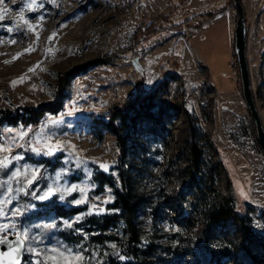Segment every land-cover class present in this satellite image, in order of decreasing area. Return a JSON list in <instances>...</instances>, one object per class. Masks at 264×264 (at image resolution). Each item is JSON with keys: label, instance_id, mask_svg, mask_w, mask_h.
<instances>
[{"label": "rangeland", "instance_id": "374dc122", "mask_svg": "<svg viewBox=\"0 0 264 264\" xmlns=\"http://www.w3.org/2000/svg\"><path fill=\"white\" fill-rule=\"evenodd\" d=\"M252 3L247 53L264 123V0ZM200 4L194 0L190 9ZM5 7L1 110L51 102L60 74L102 60L67 82L57 114L45 113L37 125L4 122L0 128V148L10 149L0 151V160L8 157V166L0 167V226L10 225L0 238L23 237V264H106L125 258L128 244L145 264H264L263 255L256 262L244 250L238 218L221 220L224 233L216 238L204 232L209 209L223 204L246 214L264 236V146L242 94L239 66L231 62L234 44L229 56L219 38L222 26L208 23L203 39H189L171 12L138 48L117 53L152 16L169 13L170 0H3ZM192 25L199 28L197 19ZM130 102H143L148 115L136 121L141 126L131 130L120 164L117 136L105 123L116 105ZM191 141L200 151L198 165ZM48 188L54 194L45 204L37 197ZM122 189L130 192L134 213L108 206ZM58 204L81 209L35 215ZM94 206L105 210L96 213ZM16 210L21 214L13 215ZM67 250L83 260H66Z\"/></svg>", "mask_w": 264, "mask_h": 264}, {"label": "trees", "instance_id": "16d2710c", "mask_svg": "<svg viewBox=\"0 0 264 264\" xmlns=\"http://www.w3.org/2000/svg\"><path fill=\"white\" fill-rule=\"evenodd\" d=\"M171 12L169 13H161L158 15H154L151 17V21L149 24H142L139 29L136 31V33L133 35L132 40L129 45L122 48L117 53L125 52L128 49H136L139 47L141 41L151 37L154 35L158 30L156 28V24L160 21L167 20L170 16ZM216 17V13L211 17L209 20V23L213 21V19ZM198 16H194L191 19H187L186 23L189 24V22H193L196 20ZM180 26V24H174V26ZM190 25V24H189ZM173 26V28H174ZM178 26V27H179ZM190 26H193L192 24ZM172 28V29H173ZM118 55V54H116ZM102 62L100 59L92 60L90 62L81 64L79 66L74 67L73 69L64 72L60 74L59 81L60 86L59 90L55 94V99L51 102L41 104L38 107H24L23 109H16V110H1L0 109V128L4 122H8L13 125H17L19 121H22L23 124H32L37 125L41 118L45 115L47 112H51L54 114H57L61 108H62V99L64 96V91L67 82L71 79L77 76L80 72L87 70L91 66H95L96 64H99ZM147 110L148 108L144 105L143 102L138 103H122L118 104L114 107L111 119L105 123V126L117 136L118 144H119V160L120 164H123L124 158L127 155V139L129 138V134L131 130L137 129L139 130L141 125H137L136 121L138 119H146L147 118ZM120 119V123H117L116 120ZM192 132L195 134L196 132V126L194 123L192 124ZM190 151L192 154V160L194 161V165H198L200 162L201 156L200 151L198 147L196 146L194 141H191L190 143ZM121 174H124V170L121 172ZM132 196L129 191L122 189L118 190L117 192V199L115 203H110L108 206L111 205H120L122 210L128 214L134 213L135 206L132 200ZM51 201H44L45 204H49ZM43 203V204H44ZM81 208L79 207H68L64 204H58L55 206H51L49 210L46 211H40L36 212L35 215L42 216L49 212H54V214L59 216H69L77 211H79ZM30 214L32 215L33 212L29 211L28 214H25L24 217H30ZM104 216V214H102ZM234 216L238 218L240 221L242 227H243V248L244 250L249 254V256L257 262V257L260 255L264 256V236L256 233L250 225V218L246 214H241L237 212L235 209L226 207L223 204L216 205L215 207H212L209 209V211L206 214V226H205V235L209 238H216L220 235H222L223 230L220 228L218 229L217 225L220 223L221 220ZM131 222V219H129ZM125 252V258L124 259H118L116 257H111L106 262V264H145L140 259H134L132 257V253L130 250V245H126L124 248ZM28 256L24 255V260H26Z\"/></svg>", "mask_w": 264, "mask_h": 264}, {"label": "water", "instance_id": "95a60500", "mask_svg": "<svg viewBox=\"0 0 264 264\" xmlns=\"http://www.w3.org/2000/svg\"><path fill=\"white\" fill-rule=\"evenodd\" d=\"M232 4L237 11L234 48L235 55L239 63L242 94L254 120L257 138L261 145L264 146V123L261 114L258 110L257 102L254 95V89L250 74V64L247 53L248 26L246 20L245 7L242 3V0H232ZM51 198L52 196L44 201H50ZM95 208L105 210V207L103 206H95ZM93 211L96 213L99 212L96 211L94 208ZM18 236L19 239L22 241V243L20 244L15 243ZM24 252L25 240L21 235L17 234L7 236V242L0 243V264H23Z\"/></svg>", "mask_w": 264, "mask_h": 264}, {"label": "crops", "instance_id": "0c3cea01", "mask_svg": "<svg viewBox=\"0 0 264 264\" xmlns=\"http://www.w3.org/2000/svg\"><path fill=\"white\" fill-rule=\"evenodd\" d=\"M199 1L200 7L194 10L190 8L193 7L194 0H170L172 15H174V22H182L186 19H191L194 16L199 15L206 9H215L216 17L211 23L219 24L223 27L225 35L219 37L227 48L229 56L234 54L233 44L235 42V26H236V8L232 4V0H197ZM245 7L247 16L249 6L253 8L252 0H242ZM163 1L159 6H164ZM164 13V12H162ZM168 13V12H167ZM161 14V13H160ZM158 15V14H157ZM191 25L192 22L190 21Z\"/></svg>", "mask_w": 264, "mask_h": 264}, {"label": "snow or ice", "instance_id": "6c2138e0", "mask_svg": "<svg viewBox=\"0 0 264 264\" xmlns=\"http://www.w3.org/2000/svg\"><path fill=\"white\" fill-rule=\"evenodd\" d=\"M0 3H3V0H0ZM30 6V5H29ZM10 9H8L7 7L3 8V9H0V22H2L4 20V17H5V14L9 11ZM20 19L21 20H24V17H23V11H21V14H20ZM24 23H27V21H24ZM11 30V29H9ZM52 37H49V39H51ZM14 42V41H13ZM27 51V50H26ZM20 55V53L17 54V57ZM16 57H14L15 59ZM29 71H33V69H29ZM25 76L22 75L21 77L18 78L17 81H13L12 84L13 86L17 83V82H23ZM8 131H13L12 129H8ZM19 135L21 137H23L24 135H26V133H23V132H20ZM0 151H4V152H8L10 151L9 148H0ZM33 151L37 152V153H40L41 149L39 147H34L33 148ZM51 154V153H49ZM19 158V157H17ZM8 160V157L5 156L3 160H0V167H7L8 165L5 163V161ZM21 173L18 171L16 173V175H20ZM35 171L33 172V175H32V178L31 179H28L27 180V183L28 184H31L33 182V180L35 179ZM23 190V189H21ZM71 190V189H70ZM9 192L11 191V189L8 190ZM54 194V190L52 188H48V190L46 192H44V195L42 196H38L37 199H41V200H46L48 199L49 197H51L52 195ZM64 197L61 196L60 199H63ZM82 201L80 200H77L76 203L79 204L81 203ZM108 201H105V203H107ZM94 209L96 211H99V212H102L104 211V209H98V208H95L94 206ZM13 215H19L21 214L19 212V210H16L15 212L12 213ZM10 225H3V226H0V232H3L5 229L9 228ZM7 242V236L5 235L2 239H0V243H6ZM15 243L17 244H20L22 243V241L19 239V236L17 237V240L15 241ZM69 252V255L67 257H65L66 260H70V261H76V262H79V261H82L83 260V256L79 255V254H71V250H67ZM7 254V253H5ZM60 256L61 257H64V253H60ZM121 259H124V257H120Z\"/></svg>", "mask_w": 264, "mask_h": 264}, {"label": "built area", "instance_id": "2783aa9c", "mask_svg": "<svg viewBox=\"0 0 264 264\" xmlns=\"http://www.w3.org/2000/svg\"><path fill=\"white\" fill-rule=\"evenodd\" d=\"M214 13L215 9L212 8L204 10L202 15L197 18L198 29L196 27H191L186 23H183L178 29L186 38L192 39L195 36H200L203 39L205 37L203 30L206 26V22L214 15ZM231 62L235 67L239 66L238 60L235 57Z\"/></svg>", "mask_w": 264, "mask_h": 264}]
</instances>
